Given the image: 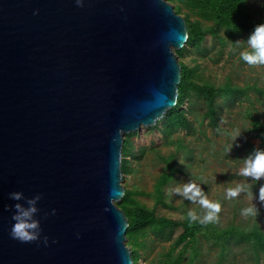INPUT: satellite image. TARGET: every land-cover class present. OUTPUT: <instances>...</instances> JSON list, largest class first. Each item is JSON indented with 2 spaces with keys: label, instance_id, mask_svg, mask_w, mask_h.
<instances>
[{
  "label": "water",
  "instance_id": "1",
  "mask_svg": "<svg viewBox=\"0 0 264 264\" xmlns=\"http://www.w3.org/2000/svg\"><path fill=\"white\" fill-rule=\"evenodd\" d=\"M187 36L170 0H0V264H134L124 136L176 104ZM14 191L47 246L11 238Z\"/></svg>",
  "mask_w": 264,
  "mask_h": 264
},
{
  "label": "rangeland",
  "instance_id": "2",
  "mask_svg": "<svg viewBox=\"0 0 264 264\" xmlns=\"http://www.w3.org/2000/svg\"><path fill=\"white\" fill-rule=\"evenodd\" d=\"M248 2L252 14L264 17V0H248ZM247 38L248 36L238 37L221 48L219 41L207 34L200 49L189 48L184 56L178 59L191 66L198 65L199 81L210 80L220 84L231 78L234 83L240 85L253 83L264 85V66H248L240 58V52L247 47L244 42ZM237 41H241L239 45L235 44ZM252 101L254 103H251ZM190 104L192 107L189 116L193 121V127L189 130L180 129L166 137L159 128L161 125L159 121L156 127L142 126L139 131L133 132L130 141L134 150L137 152L145 148V152L140 159L131 161L132 171L122 175V184L125 188L151 191L157 176L166 165V159L172 156V164L179 170L165 186V194L166 200L172 203L173 208L156 206L154 199L149 195L139 196V199L148 206L155 207L157 214L181 218L186 211L195 210L198 215H202L203 210L198 204H193L179 195L169 197L167 194L170 188L192 180L201 185L210 200L221 203L222 211L219 213L217 224L225 226L234 222L242 228L249 229L257 222L264 227V206H261L257 200H253L252 203L259 209V215L256 218H245L241 215V210L251 204L247 195L241 194L234 200L225 198V190L243 180L238 175V170L243 166L242 159L251 153L248 151L247 142L256 145L260 142L259 138L252 137L249 131L250 123L245 115L246 109L257 108L259 112L263 105L260 101L254 100L253 93L250 94L249 99L239 98L231 105L221 101L219 128H216L209 124L208 119L201 120L205 110L202 98L187 100L183 107H189ZM237 130L241 131V136L228 152V147L233 142L232 137ZM179 142L180 146H178ZM236 143L240 146L236 147ZM127 158L130 159V156ZM260 183L264 181L258 182L253 187L254 195L258 194ZM180 230L177 228L169 239L150 234L140 264H145V260L148 262L150 259L158 258ZM201 242L199 258L195 264H256L254 253L248 243H231L220 262V246L204 239ZM190 252L189 248L188 254ZM259 264H264V254H261Z\"/></svg>",
  "mask_w": 264,
  "mask_h": 264
},
{
  "label": "trees",
  "instance_id": "3",
  "mask_svg": "<svg viewBox=\"0 0 264 264\" xmlns=\"http://www.w3.org/2000/svg\"><path fill=\"white\" fill-rule=\"evenodd\" d=\"M170 1L174 4L175 10L183 14L188 28L185 46L176 50L178 57H183L189 48L200 49L207 34L215 37L223 48L229 41L249 36L257 24L264 23L263 16L257 17L249 10L248 0ZM180 63L182 72L178 84L177 102L159 120L161 122L159 128L164 136L168 137L177 130H189L193 127V121L189 116L192 105L183 107L187 100L202 98L205 110L201 120L208 119L211 126L219 128L220 102L231 105L239 98L249 99L250 94L253 93L254 100L260 101L263 108L259 112L257 108L246 109L245 115L250 123L249 131L252 137L260 140L258 145L248 141V151L252 152L255 148L264 149V85L256 83L240 85L234 83L231 78L220 84L210 80L199 81L198 65L191 66L183 61ZM159 121L152 127H156ZM132 134L134 133H127L124 136L121 162L123 174L132 171L131 161L140 159L145 152V148L137 152L134 150L130 141ZM128 156L130 159L127 158ZM171 157L166 159V165L157 176L151 191L125 188L122 199L117 202L128 218L127 244L130 246L134 264H140L150 234L169 239L177 228L181 230L170 245L159 254L158 258L150 259L148 262L145 260V264H195L199 258L202 239L220 246V262L231 243H248L254 253L256 264H259L260 256L264 254V227L259 223L255 222L249 229L242 228L234 222L225 226L217 223L203 226L198 222L190 223L187 218L188 211L181 218L159 215L155 207H150L139 199L140 195H149L154 199L156 206L173 208L172 203L166 200L165 186L179 169L172 164ZM189 248L190 254H188Z\"/></svg>",
  "mask_w": 264,
  "mask_h": 264
},
{
  "label": "clouds",
  "instance_id": "4",
  "mask_svg": "<svg viewBox=\"0 0 264 264\" xmlns=\"http://www.w3.org/2000/svg\"><path fill=\"white\" fill-rule=\"evenodd\" d=\"M78 7L83 6V0H75ZM38 11V10H37ZM36 14V11L33 13ZM241 41L235 44L239 45ZM246 49L240 52V58L248 66H264V23L257 24L253 31L249 34L246 41ZM219 131V129H218ZM241 136V131L237 130L232 137V144L228 147V152L234 146V142ZM236 147L240 145L235 144ZM243 166L239 168L238 175L243 178L241 182L235 184L234 187H228L225 190V198L234 200L241 196L247 195L251 204L241 210V215L245 218L259 215V209L253 200H257L261 206H264V183L259 184L258 194L254 195L253 187L261 181H264V149L255 148L248 156L242 159ZM168 196L179 195L183 199L198 204L203 210L202 215H198L195 210L187 212V218L190 223L198 222L203 226L219 222V213L222 211V205L218 201H212L208 198L200 184L192 180H188L180 186L170 188ZM9 198L14 201H24V203H15L11 207L15 210L11 219L14 221L10 229L11 238L22 243H32L40 241L45 246L48 245V237L41 239L40 221L36 219L39 212L37 203L41 199L40 194H36L31 198L25 197L20 191L9 193ZM26 205V206H25ZM55 214V209L52 210ZM56 241H53L55 243Z\"/></svg>",
  "mask_w": 264,
  "mask_h": 264
}]
</instances>
